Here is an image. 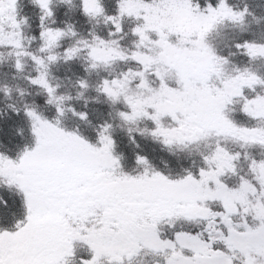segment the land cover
I'll use <instances>...</instances> for the list:
<instances>
[{
  "label": "snow or ice",
  "instance_id": "snow-or-ice-1",
  "mask_svg": "<svg viewBox=\"0 0 264 264\" xmlns=\"http://www.w3.org/2000/svg\"><path fill=\"white\" fill-rule=\"evenodd\" d=\"M32 3L42 13L39 55L23 48L26 21L17 19V0H0V47L14 50L17 72L24 57L32 61L36 74L28 83L46 94L56 119L25 105L31 143L15 156L0 152V185L16 190L23 209L10 228H0V264H133L145 251L163 264H264V158L257 155L264 153V93L256 92L264 90V78L247 68L229 71V59L207 42L225 24L243 30L247 8L234 10L228 0H117L115 15H106L101 0H80L82 15L111 25L107 39L90 34L87 40L70 25L45 26L52 0ZM125 20L134 22L132 50L119 43ZM66 38L75 43L56 51ZM234 47L249 61L264 60L262 43L243 40ZM81 53L85 71L134 66L102 78L96 91L124 106L117 116L125 125L151 122L140 134L169 151L204 143L209 151L200 154L195 172L170 177L137 155L141 171L130 174L115 153L110 125L100 126L95 142L60 126L69 98L56 94L48 68ZM77 84L88 87L84 80ZM235 104L250 123L233 118ZM68 111L87 120L84 112ZM229 144L242 151H230ZM175 221L202 227L162 238L161 223ZM78 248L87 258L77 257Z\"/></svg>",
  "mask_w": 264,
  "mask_h": 264
},
{
  "label": "trees",
  "instance_id": "trees-1",
  "mask_svg": "<svg viewBox=\"0 0 264 264\" xmlns=\"http://www.w3.org/2000/svg\"><path fill=\"white\" fill-rule=\"evenodd\" d=\"M214 2V0H213ZM117 0H101V5L106 15H115ZM234 10L247 8L248 15L245 17L243 30L239 26L225 24L209 34L207 42L218 55L229 59L228 70L233 67L239 69L247 68L249 71L264 78V60L249 61L247 57L236 52L235 43L243 40L254 41L264 44V0H228ZM53 16L45 21L46 27L64 29L72 26L78 34L77 38L90 40V34H95L107 39L111 25H105L102 18L95 20L82 15L80 0H70V3L61 0H52L50 5ZM17 19L23 18L26 23L21 26L22 43L25 51L33 54L38 53L40 47V9L32 3V0H17ZM54 21V23H53ZM124 32L119 43L121 48L132 50L135 38L131 35L134 22L125 20L123 22ZM75 43L74 39H64L56 51L63 52L64 48ZM16 57L14 50L9 47H0V152L9 156H15L25 145L31 143V125L24 116L25 105L35 108L45 118L56 119L55 107L48 104L47 96L40 88L31 86L28 77L35 76L34 64L30 59L24 57L23 71L17 72L15 65ZM131 64H115L107 70H88L86 56L81 53L76 59L65 63L62 59L55 64L49 65L48 79L53 86L58 85L56 94L65 96L62 107L65 109L64 116L60 118V126L69 131H76L79 135L95 142L96 133L100 126L110 125V135L115 142V153L121 157L120 163L124 171L137 174L141 171L135 163L137 155L145 156L153 168L170 177H178L187 171L195 172L200 166V154H206L209 148L204 144L192 145L187 149H173L169 151L160 143L154 141L147 134L141 135L142 129L151 128V122L140 121L136 125H125L117 116V112L124 111L122 104L112 105L102 94L96 91L102 78L111 79L128 68ZM111 73V75H110ZM87 82V89L78 87L77 81ZM9 90L8 95L3 89ZM256 92L264 93L257 88ZM254 94V93H252ZM71 108L76 113L84 112L87 120L81 121L68 111ZM15 109L16 111H14ZM231 115L239 123L248 124L239 112V104L232 106ZM134 128L129 132V128ZM230 151H242L238 145H227ZM264 158V153H257ZM241 174L246 172V162L241 159L239 165ZM225 182L234 181L232 177H225ZM23 216L21 197L15 189L6 185H0V228H10L16 219ZM235 219V218H234ZM236 220V219H235ZM201 225L175 221L162 222L159 226L162 238H171L175 232L199 231ZM77 257L87 258V250L78 248ZM133 264H163L161 257L145 251L134 258Z\"/></svg>",
  "mask_w": 264,
  "mask_h": 264
},
{
  "label": "rangeland",
  "instance_id": "rangeland-1",
  "mask_svg": "<svg viewBox=\"0 0 264 264\" xmlns=\"http://www.w3.org/2000/svg\"><path fill=\"white\" fill-rule=\"evenodd\" d=\"M210 206H213V205L210 204ZM235 219H236L237 222L239 221V218L238 217H236Z\"/></svg>",
  "mask_w": 264,
  "mask_h": 264
}]
</instances>
